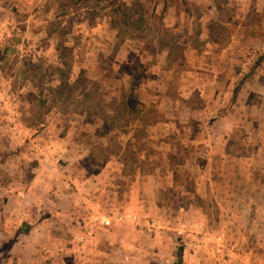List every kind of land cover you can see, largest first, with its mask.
Instances as JSON below:
<instances>
[{
	"label": "rangeland",
	"instance_id": "obj_1",
	"mask_svg": "<svg viewBox=\"0 0 264 264\" xmlns=\"http://www.w3.org/2000/svg\"><path fill=\"white\" fill-rule=\"evenodd\" d=\"M263 54L264 0H0V264L214 252L238 215L200 188L264 187ZM108 169L85 211L80 187ZM246 211L258 246L264 210Z\"/></svg>",
	"mask_w": 264,
	"mask_h": 264
},
{
	"label": "crops",
	"instance_id": "obj_2",
	"mask_svg": "<svg viewBox=\"0 0 264 264\" xmlns=\"http://www.w3.org/2000/svg\"><path fill=\"white\" fill-rule=\"evenodd\" d=\"M112 171V170H111ZM105 172L100 173L97 176H93L90 179V182L85 186H81L79 193L84 195L83 201L86 206L85 211L92 209L94 213L99 209L100 203L103 201L104 193L108 192L107 189L112 185V178L110 170H106ZM241 171L238 170L237 173ZM86 187V188H85ZM83 188V189H82ZM88 189V190H87ZM206 193L215 194L219 200L218 203L221 207L228 208L230 210L236 211L237 216L232 215V217H228V221L225 223L222 233H224L226 240L229 242L228 246L235 247L233 251L234 256L226 257L224 259L218 258L214 252L208 253L209 251L206 249L200 250L199 246L190 245L183 252V260L184 264H264V243H258V246L253 247V243L251 245H247V241L253 242L255 239L253 235L259 234L258 229H255L254 226L259 223L255 219L248 217V222H245L243 217V212L247 213V209H255L257 211L264 210V187L260 188V186L253 184V188L246 190L250 193V196H247L245 200L239 197V194L242 191L240 186L233 183L230 186H211L200 188ZM199 190V191H202ZM66 197L69 196L68 193L65 194ZM89 197V198H88ZM88 198L91 200L87 201ZM108 198V196H106ZM67 204L69 205V201L67 198ZM84 204V205H85ZM115 204L111 203V208ZM156 206V202L151 205V207ZM82 207V206H81ZM67 211L69 210V206L67 207ZM83 208V207H82ZM115 208V206H114ZM82 213V210L78 213H75V217H72L71 213L67 212V220L68 224L73 225L75 222H79V215ZM86 215V212H85ZM102 217V216H100ZM242 217V219H241ZM105 218V217H103ZM31 219V218H28ZM72 220V222L69 221ZM87 218H81V222L83 223ZM93 218L90 219V223ZM29 221V220H28ZM86 222V221H85ZM99 225H97L98 227ZM104 229V228H103ZM85 231V230H83ZM78 232V231H77ZM83 233V232H82ZM257 236V235H256ZM205 254V255H204ZM217 260V262L213 259Z\"/></svg>",
	"mask_w": 264,
	"mask_h": 264
},
{
	"label": "built area",
	"instance_id": "obj_3",
	"mask_svg": "<svg viewBox=\"0 0 264 264\" xmlns=\"http://www.w3.org/2000/svg\"><path fill=\"white\" fill-rule=\"evenodd\" d=\"M93 220L95 221L93 223H96V224L101 223L102 227H104L105 229L110 228L113 224V221L110 218H102L100 216H93ZM134 220H136V218H134ZM145 223L147 224V227H149L148 228L149 232H151L152 230L155 229V222H152V221L147 219V221ZM88 235H89V237H91V235H92V232L90 230L88 231ZM84 240H85L84 236L78 238V241L83 242ZM224 240H225L224 233H220L219 236H217V238H216V242H215L216 245L214 247V254L218 258H222V259H224L228 256L229 257L234 256L231 253H233V251L235 250V247L230 246V245L228 246V244H225Z\"/></svg>",
	"mask_w": 264,
	"mask_h": 264
},
{
	"label": "trees",
	"instance_id": "obj_4",
	"mask_svg": "<svg viewBox=\"0 0 264 264\" xmlns=\"http://www.w3.org/2000/svg\"><path fill=\"white\" fill-rule=\"evenodd\" d=\"M69 50L67 49V48H64V51H63V53L64 54H62L61 56H60V58L62 59V60H65L66 58H65V56H63V55H65V53H67ZM263 62H264V54L260 57V58H258V60L255 62V64H254V66H253V68H252V70H251V73H253L254 71H256L258 68H260L261 66H262V64H263ZM250 73V74H251ZM132 75H133V73H132ZM130 76V84H132L133 82H134V80H133V76ZM238 90L239 89H237L236 91H235V94H237L238 93ZM85 92H87V91H85ZM86 95H88V94H86ZM89 96V95H88ZM183 249H180L179 250V253H178V255H177V257H176V263L175 264H183Z\"/></svg>",
	"mask_w": 264,
	"mask_h": 264
}]
</instances>
